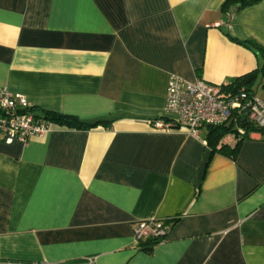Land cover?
I'll use <instances>...</instances> for the list:
<instances>
[{"label":"crops","instance_id":"1","mask_svg":"<svg viewBox=\"0 0 264 264\" xmlns=\"http://www.w3.org/2000/svg\"><path fill=\"white\" fill-rule=\"evenodd\" d=\"M226 1L0 0V89L108 123L0 140V264H264V130L228 156L208 128L150 125L171 118L170 75L223 86L264 63L229 39L264 48V0ZM150 218L171 229L145 252L132 225Z\"/></svg>","mask_w":264,"mask_h":264},{"label":"built area","instance_id":"2","mask_svg":"<svg viewBox=\"0 0 264 264\" xmlns=\"http://www.w3.org/2000/svg\"><path fill=\"white\" fill-rule=\"evenodd\" d=\"M165 114L168 121L156 119L151 127L163 133L183 129L191 138L199 140L202 129L226 127L235 124V116L244 114L246 122L264 130V97L254 92L225 94L222 86L203 80L189 82L176 75L167 80ZM243 111H246L244 113ZM236 126V125H235ZM52 124L33 110V106L18 94L0 89V140L6 144L13 141L28 143L41 138L51 130ZM236 137L245 135L244 129L236 126ZM202 144H206L201 140ZM171 229L169 222L153 218L138 221L132 225V236L137 246L146 240L158 243L165 240ZM85 264H93L87 259Z\"/></svg>","mask_w":264,"mask_h":264},{"label":"trees","instance_id":"3","mask_svg":"<svg viewBox=\"0 0 264 264\" xmlns=\"http://www.w3.org/2000/svg\"><path fill=\"white\" fill-rule=\"evenodd\" d=\"M260 1L261 0H228L223 5V9L226 10L232 5H235L237 9H240L249 5L256 4ZM229 39L235 44L250 50L256 56L264 59V48H262L256 42L252 40L242 41L231 37H229ZM259 76L264 78V63H262L259 69L251 71L243 76L237 77L233 79L229 84L223 85L222 90L225 94H229V95L239 92H253L255 82ZM38 114L42 116L44 120L50 122L52 125L65 126L75 129H82V128L85 129V128H93L98 125H108L107 121L98 120L91 123H86L79 120L75 116L58 114L51 111L40 110ZM234 120H235V124L230 123L226 127L224 126L208 127L206 141H207V145L211 147L213 151L226 154L228 156H233L238 143L241 141L240 140L241 138H243L248 132L259 131L257 128L250 126L246 122L245 116L242 113H240L239 115L236 114ZM235 125L244 129L245 131V135L242 136L240 139H237L236 137L237 130ZM228 135H232L233 137H235V139L237 140L236 145L233 148H229L227 146L219 147V143ZM157 243L158 242L154 240H146L141 242L137 247L139 250L149 252L152 249V247Z\"/></svg>","mask_w":264,"mask_h":264},{"label":"rangeland","instance_id":"4","mask_svg":"<svg viewBox=\"0 0 264 264\" xmlns=\"http://www.w3.org/2000/svg\"><path fill=\"white\" fill-rule=\"evenodd\" d=\"M259 85V79L256 80L255 85H254V89L257 91V93H260L261 90L258 88Z\"/></svg>","mask_w":264,"mask_h":264},{"label":"water","instance_id":"5","mask_svg":"<svg viewBox=\"0 0 264 264\" xmlns=\"http://www.w3.org/2000/svg\"><path fill=\"white\" fill-rule=\"evenodd\" d=\"M244 113H246V111H243Z\"/></svg>","mask_w":264,"mask_h":264}]
</instances>
